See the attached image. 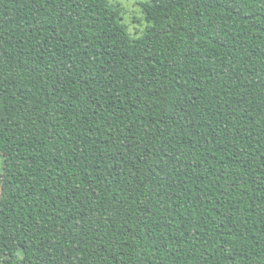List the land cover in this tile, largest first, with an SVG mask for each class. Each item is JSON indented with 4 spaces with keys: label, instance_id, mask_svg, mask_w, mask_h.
<instances>
[{
    "label": "trees",
    "instance_id": "1",
    "mask_svg": "<svg viewBox=\"0 0 264 264\" xmlns=\"http://www.w3.org/2000/svg\"><path fill=\"white\" fill-rule=\"evenodd\" d=\"M0 0L1 264H264V0Z\"/></svg>",
    "mask_w": 264,
    "mask_h": 264
},
{
    "label": "rangeland",
    "instance_id": "2",
    "mask_svg": "<svg viewBox=\"0 0 264 264\" xmlns=\"http://www.w3.org/2000/svg\"><path fill=\"white\" fill-rule=\"evenodd\" d=\"M117 11L120 22L125 26L131 39L141 37L152 25L146 20V13L140 2L151 0H108ZM3 157L0 155V175L2 173ZM1 264V263H0Z\"/></svg>",
    "mask_w": 264,
    "mask_h": 264
}]
</instances>
